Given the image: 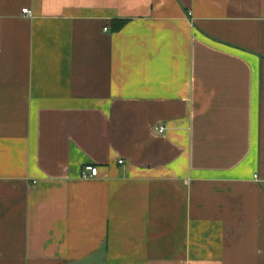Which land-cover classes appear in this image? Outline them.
<instances>
[{
	"label": "crops",
	"instance_id": "0c3cea01",
	"mask_svg": "<svg viewBox=\"0 0 264 264\" xmlns=\"http://www.w3.org/2000/svg\"><path fill=\"white\" fill-rule=\"evenodd\" d=\"M0 264H264V0H0Z\"/></svg>",
	"mask_w": 264,
	"mask_h": 264
},
{
	"label": "built area",
	"instance_id": "2783aa9c",
	"mask_svg": "<svg viewBox=\"0 0 264 264\" xmlns=\"http://www.w3.org/2000/svg\"><path fill=\"white\" fill-rule=\"evenodd\" d=\"M23 12L24 13H28V14L31 13V11L28 8L23 9ZM158 130H159L160 133H165L166 127L165 126H161V127H159ZM119 163H123V160H120ZM98 174H99V168L97 166L87 165L85 167L84 177H86V178H88V177H96V176H98Z\"/></svg>",
	"mask_w": 264,
	"mask_h": 264
},
{
	"label": "trees",
	"instance_id": "16d2710c",
	"mask_svg": "<svg viewBox=\"0 0 264 264\" xmlns=\"http://www.w3.org/2000/svg\"><path fill=\"white\" fill-rule=\"evenodd\" d=\"M119 24H121V25L124 24L123 20H120V21H119Z\"/></svg>",
	"mask_w": 264,
	"mask_h": 264
}]
</instances>
